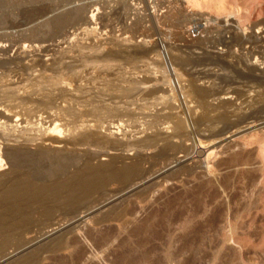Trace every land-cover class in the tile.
Returning <instances> with one entry per match:
<instances>
[{"label": "bare ground", "instance_id": "bare-ground-1", "mask_svg": "<svg viewBox=\"0 0 264 264\" xmlns=\"http://www.w3.org/2000/svg\"><path fill=\"white\" fill-rule=\"evenodd\" d=\"M187 1L193 5L202 6L204 3H213L216 0ZM75 10H77V8ZM75 10H70V15L76 18V14L74 13L76 12ZM79 14L80 13H77V15ZM1 15L3 16L4 14ZM68 15L65 16L68 18ZM59 16L61 17L59 18L57 16V18L55 16V19L50 18L51 20L48 19L47 21L45 19L39 24L37 21L36 25L42 24L41 28L48 27L51 28L50 30L53 32L61 33L66 25V20L68 21L69 19H66V17L62 15ZM72 16H70L71 19H73ZM3 17L1 18L0 16V27L4 26L3 28L6 30L5 26H7L9 30V26H12L10 27V29L12 28L11 31L14 32V35L16 32H19L20 39L17 42L15 41L19 44V47H17L14 55H10L9 53L13 48L11 45L2 46L0 44V78H7L6 84L0 85V168L8 164L7 168L0 170V207L6 205L4 209H0V221L3 220L0 222L1 229H5L7 233H10V230L15 229L16 226L19 225H29L30 227L32 225L35 227L45 225L44 227H39V230L37 229L35 231L36 234H34V236L42 237L48 234L50 235V233L58 229L59 226L64 225L67 220H63V216L58 219L54 216L52 217L56 208H62L64 213L67 212L71 215L70 219L72 220L77 219L86 221L90 219L88 216L93 212L92 209L94 206H92V204L96 201L94 202L95 198L91 200V197L96 192L97 194L98 192L105 194L106 198L103 200L100 199L101 202H99L103 204V207H109L106 209V212L107 210L108 212L104 215L102 214L103 217L99 219L98 222H122V220L124 222V216L125 213H128V210L125 208L119 211L121 202L117 200L120 197L129 193V196L134 194L136 197H144L145 199L149 197L153 189L155 190L156 187L160 185V181L162 182L164 180L166 184L168 180L180 179L182 181V175L186 173L193 174V170L190 168L191 166L189 167L188 163L185 162L189 160V156L187 153L183 154L184 152L190 148L193 151L195 150L193 156L191 153L190 155L195 159L199 158L203 164L209 165L211 164L212 158L218 156L219 153L221 155L223 150H225L222 149L221 151L223 144L222 146L219 144L225 140L236 143L230 146V149L238 145L241 141L245 143L246 149H241V151L238 152L233 151L235 153L226 161L225 165L227 166V164H230V167L233 168L246 165L247 167L244 166L246 169L244 168L245 171L243 173V176L246 178L244 182L246 183L244 186L242 185V188L244 189L245 187V190L248 191L250 205L256 203L254 199L256 195L260 196L259 200L262 199L261 201H264V70L260 69L258 66L262 73L257 74L259 73L257 72L247 75L244 72L233 71L232 69L235 70V67L233 68L231 65L246 62L249 70H259L256 68L257 65L255 64L256 62L258 64V61H253L254 65L248 57L249 55L237 56L236 53H240L241 51L236 52V50L233 51L232 49L237 45L245 49L246 44L248 49H251L250 51L255 53L260 51L261 48L263 49V27H259L258 31H255L258 28L252 30V32L248 31L250 34L253 32H258L259 34L256 35L255 33L253 34L254 36L250 38L247 36L248 39H246L245 34H249L245 33L244 37V32H242L243 30L240 29L239 25L234 26L231 24L230 27L233 31L228 30L227 32L230 33L231 31L233 34L231 35L232 38L226 43L228 47L226 48V46H224L226 48L224 49V47L221 48V46H219L220 49L216 51L212 50L214 46L212 47L209 44L213 43L217 46L215 43L220 42L221 37L218 39L216 38V40L202 37L196 38V40L185 39L188 44H183L180 47V52L182 54L177 53V55L179 54L181 56L177 57L172 54L170 55V57L172 56L175 58L171 61L172 66H169V69L165 64V66H161V68L159 67V69L156 70L157 72L160 71L158 74L157 72L156 74H144L141 79L137 77L140 76V74H137V76L134 75L137 77L135 78L132 74L130 75L133 77L125 76L123 73L124 75L121 74L123 75L121 77L122 79L120 80L118 78L120 81L112 79L114 82L111 81L112 84L110 86H112V88L110 90L113 92L111 91L112 93L108 94L107 91L105 95L100 94L101 96L99 97L101 98L99 100L97 97L96 99L99 100L97 101L94 99V96H96L100 89L98 90L95 83L93 85L89 80V83L86 82L82 84L85 81H80L79 78L82 79L83 77V69L81 70L79 67L78 68L81 70V77H79L80 74L79 76L77 75V71L78 73L80 72L78 68L76 70L75 66L81 63L80 65L83 67L82 64L85 63L84 60L86 59L83 58L84 60L81 62L82 60L79 59L78 61V59L76 60L73 58L75 54L70 55L73 50L79 51V54H87L91 51V48H88L89 46L84 47L79 42L82 46L75 47L71 46L73 41H68L70 45H64L61 54L59 53L58 56L53 55V58L57 59L56 63L58 58L60 59V57L63 56L61 57L63 59L59 60L61 63H57L59 66L60 64L61 66L63 65V71L61 68H58L56 64L58 68L56 69L63 73H61V75L52 74L51 76L54 77L48 79L47 77L49 74H47L46 77V72L43 73L41 70L44 69L43 66H40L41 73H43L42 75L39 73L38 67L41 61L51 56L46 57L45 52L43 55L36 54V56L29 57L32 53H25V50H31V45L34 44L35 41L34 38L41 30L37 27L40 26H35L37 29H40L38 31L36 28L32 31L28 28L30 33H26L28 29H21L15 32L13 26H21L22 23L20 25L14 23V25L10 20L11 18L6 19L7 15L5 18ZM181 23L182 21L177 25L178 28H183L184 25H181ZM86 26L87 25H85V27ZM97 27L96 23L91 26V32L96 30ZM186 27V29L189 28L187 25ZM86 29L88 31V28ZM260 29L262 30V34L260 33ZM175 30V34L178 36V34L181 33V29ZM172 31L174 32V30ZM41 32H43V34ZM41 32L40 34L43 36L46 34L44 30H41ZM89 32L90 31H88V34ZM184 32L187 31L185 30ZM2 33L0 34L3 35L4 33ZM7 33L6 31L5 34ZM72 33L76 34L77 32ZM180 35L177 38H179ZM18 36L15 37L16 40ZM225 36L223 38H226ZM12 37L13 36H11V38ZM225 40L224 42H226ZM37 42L39 43V41ZM224 42L221 43L223 44ZM92 45L94 44H91V46ZM169 47L162 45V53L166 55V49ZM145 49V52H147V48ZM174 49L176 50V48ZM118 51H115V55ZM120 51L122 54L123 51ZM21 52L25 53L24 59H20L19 56L15 55ZM106 52L104 50H100L99 52L95 51L92 57L96 62L98 60L106 62L102 65H106L108 69L118 68L122 70L124 65H120L122 68H120V66L118 67V65L114 67L111 63L115 59L109 58V54L111 53ZM196 53H201L200 56L202 53H215L216 55L215 59H217L216 61L213 59V61L218 64L215 66V68L218 69H216L211 76H208L213 77L214 75L215 81L209 82L210 84L208 85H206L207 80H200L201 75H205V71L201 73L203 65L200 66V59L196 57L198 55L193 58L192 56H188ZM55 55H57V53H55ZM107 55L109 56L107 57ZM119 55L120 54L117 56ZM159 55L160 54H158V56ZM88 56L91 57V53ZM209 56L210 54L208 57ZM165 58L167 57L165 56ZM202 58H204V56ZM32 59H35V61H31L30 63L29 60ZM76 61L79 63L76 64ZM197 61L198 64H196ZM47 62H49V59ZM86 62L90 61L88 60ZM97 64H99V61ZM167 64L169 65L168 62ZM202 64H204L206 68L205 63ZM43 65L47 66L45 64ZM51 65L54 64L52 63ZM88 65L89 64H87V66ZM102 65H98L99 68ZM210 65L211 67L209 65L207 67L212 68L211 63ZM51 67L52 66L48 68L51 69ZM4 68H6V70H3ZM52 68L55 69V66ZM93 68L95 67L93 66ZM73 70L75 73L72 72ZM104 70L105 69H103V71ZM148 70H150V68ZM20 73L27 74L28 76L32 74L33 77L31 78H33V80L37 78L38 73L41 77L38 75L39 80L36 81L38 84L35 86V83H32V87L26 83L30 82V79L29 81L25 80L26 85L24 86L29 85V87L33 89L31 90L33 94L26 95V92H23L25 95L21 94L20 96L18 92L17 94H19L20 97L14 100V95H16L15 91L18 88H15L14 84H16L15 82L18 79L16 77ZM86 73H88V71H86ZM188 73H190L193 78L186 82L189 78ZM207 73H209L208 69ZM207 75L208 74H206V76ZM208 77L206 78L208 79ZM33 80L31 81L35 82V80ZM164 83L165 85H169L166 90L163 88ZM107 84L109 85L110 83L107 82ZM19 85L17 83L16 86ZM74 85L78 86L75 88ZM102 87L101 89H103ZM68 97L71 99V102L74 100L73 102H79L80 106L82 105L81 102L85 103V105L81 106L82 108L80 109L75 108L77 104L76 106L74 105L75 107L73 105L61 106L60 99ZM235 98H241L239 100H243L242 105L241 103L239 104L242 108L236 105L232 110H229L228 108L236 103L233 100ZM162 112H165V114ZM184 131H187V133H184ZM179 133L185 135V141L192 140V143H187L189 146H185L183 143L177 144L179 142L176 143V141H172V137L176 134L179 135ZM219 138H221L222 141L219 142ZM224 147L226 148V146ZM155 155L159 157L155 158ZM186 156L188 159H184ZM49 158L53 159V163L57 162L60 164L57 170H53L55 168H50V171L46 172V170L51 167V165H48L46 162ZM175 163L176 165L171 166ZM201 166L203 167V165ZM112 184H116L119 188L117 190L109 188ZM259 185H261V188H258ZM161 186L164 185L162 184ZM119 193L123 194L118 196ZM237 196L238 195H236V197ZM11 200L14 201L11 202ZM262 205L263 204H261V206ZM16 208L21 210L15 213ZM96 219L97 217L95 218V222H97ZM124 224L125 223H123V225ZM67 232H69V230ZM65 243L66 234L62 233L55 237L51 243L35 251L34 254L38 256L40 251L50 252L63 249ZM11 247L12 246H9L8 240L3 241L0 245L1 257H7L11 253L9 251ZM34 254L31 257L35 256ZM28 264L41 263L36 261Z\"/></svg>", "mask_w": 264, "mask_h": 264}, {"label": "rangeland", "instance_id": "rangeland-1", "mask_svg": "<svg viewBox=\"0 0 264 264\" xmlns=\"http://www.w3.org/2000/svg\"><path fill=\"white\" fill-rule=\"evenodd\" d=\"M79 7L81 8V10ZM76 8L78 12L77 10H75ZM70 10L76 11L74 12L76 14V18L70 15ZM77 13H80V17L79 15H77ZM1 14H4L3 16L5 17L7 15L6 19L11 18L10 20L13 24L15 23L17 25H20L22 23L21 26H13V30L15 32L21 29L28 28L32 31L34 30V28H36L35 26H40L37 28H40L42 31L44 30L46 32V34L44 33L45 35L43 36L40 34L41 30L36 28L37 31L40 30L38 34H36L38 36H36L38 39L36 37L34 38V44H36H32L30 48L31 50H25V53H32V55H30L29 57H33L34 55L36 56V54L43 55L45 52L46 57L51 56L48 57L50 63L47 62L48 59H46L41 61L38 67L39 73H41L42 70L43 73L46 72V77L47 74H49L47 77L48 79L54 77L51 76L52 74L61 75V73H63L57 70L58 68H61V70L62 68H64L63 65L61 66L60 64V67L59 64H57L58 62L61 63V61L59 60H62L63 58L61 57L63 56H61L60 59L58 58L57 63V59L53 57L58 56L59 53L61 54L64 45H70L69 42L73 41L71 46H89L88 48H91V51L88 52L89 54H79V51L73 50L70 55L75 54L73 58L76 60L78 59V61L80 59L82 60L81 62H83V58L86 59L84 60L85 63L82 64L83 67L78 61L75 62L76 64L79 63L75 67L76 70L78 67L81 70L83 69L82 79L84 80L79 78L80 81H85L82 84H85L86 82H92L93 85L95 83L98 90L100 89L96 96H94V99L98 97L97 99L99 100L101 98L99 96L105 95L107 93L110 94L113 92L112 90H110L112 88V86L110 85L112 84V82H114L112 81V79L118 80L119 78L121 80V77L124 74L125 76L131 77L140 74V76L137 77L141 79L143 78L142 76H144V74H156V70H158L159 67L161 68V66H165V64L169 69V66H172L171 61L175 58H173L172 56L170 57V55L172 54L173 56L180 57V47L183 44H188L186 41L187 39L196 40V38L202 37L216 40V38L218 39L221 37L220 42L215 43L217 44V46L213 43L209 44L212 47L214 46L212 50L216 51L217 49H220L219 46H221V48H223L224 46H226V48L228 47L226 43L227 41H229V39L232 38L231 35L233 34V32L231 31L230 33L227 32L228 30L233 31V29H231L230 27L231 24L234 26L239 25L240 29L243 30L242 32H244L243 36L245 33H248V31L252 32V30H255L257 28L258 29L255 31H258L259 27H263L262 29L264 30V0H216L213 3H204L202 6L193 5L187 0H0V16L2 18L3 16ZM59 15H68V18L67 16L65 17L66 19H69L68 21L66 20V25L63 29V32L61 33L53 32L50 30L51 28L48 27L41 28L42 24L38 25L45 19L47 21L48 19H55L57 16L60 18L61 16ZM70 16H72L73 19H71ZM180 21H182L181 25H184L183 28L177 27ZM36 22L38 23L37 25ZM95 23L98 27L96 30L91 32V26H93ZM85 25L87 26L85 27ZM186 25L189 28L197 26L198 30H196L195 35L189 34V28L186 29ZM3 27H0V33H4L5 29ZM10 27L12 26H9L8 30L7 26H5V33L6 31L8 32L7 34L9 38L5 33H2L3 35L0 34V44L2 46L11 45V47L13 48L9 53L10 55H14L17 47H19V44H17L16 42L20 39V35L18 34L19 32L15 33L16 36L19 35L16 40V36L14 35V32L11 31L12 28L10 29ZM86 28H88V31H90L89 34ZM171 28L172 30H174V32L171 30ZM29 29L26 33H30ZM175 29H181V35L178 34V36H182L181 38H177L178 36L177 34H175ZM184 29L187 32H184ZM72 32H77L78 34H73ZM261 32L262 30L260 31V33ZM41 33L43 34V32ZM255 33L256 35L259 34L258 32H253L252 34L248 33L249 35L245 34L246 37H244L248 39L247 36L250 38L251 36H254L253 34ZM11 36L13 37L11 38ZM224 36L226 38H223ZM45 37H47L48 39ZM224 40L226 42H224ZM37 41H39L40 44ZM79 42L82 45H80ZM221 42H224V45ZM91 44L94 45L91 46ZM162 45H166L167 47L170 46L168 49H166V55L162 53ZM145 48H147V52H145ZM174 48H176V50ZM226 48L224 47V49ZM94 50L96 52H99L100 50H104L106 52L107 50L106 53L109 52L112 54H109L110 56L107 55V57L109 56V58H114L115 60H113L115 62L119 60L116 62V65L115 62L111 60V64H113L114 67H117V65L118 67L120 65H124V68L120 66L122 70L118 68L108 69L106 65H102L106 62L101 60H98L99 64H97L98 61L96 62V60L92 57L95 52ZM120 50L123 51L122 54L120 53ZM232 50H236V52L241 51L240 53H236L237 56L249 55L248 57L250 58L251 62L258 61V64L257 62L255 63L257 65L256 68H258L259 66L260 69L264 70V60H262L264 59V48H261V52L258 51L255 53L250 51L251 49L249 50L246 44L245 49L242 48V46L237 45L236 47H233ZM115 51H118L116 55ZM173 52L175 55L173 54ZM25 53L21 52L18 54L16 53L15 55L19 56L20 59H24ZM55 53H57V55H55ZM90 53L91 57L88 56L90 55ZM177 53L179 54L177 55ZM118 54L120 55L117 56ZM158 54L160 55L158 56ZM200 54L201 53H196L194 55L188 56H192V58L196 55L199 56L196 57L200 59V61L198 60L199 63H201L200 66L203 65L201 73L205 71V75H201L200 80H207L206 85H208L210 84L209 82L215 81L214 75V79L213 77L208 76H211L212 73L216 69H218L215 68L217 63L214 62L217 58L215 59V53H209V57L208 53H202L204 58H202L203 56H200ZM165 56L167 58H165ZM88 60L92 64L90 62H86ZM29 61L31 63V61L34 62L35 59ZM198 61L196 62V64H198ZM167 62L169 63V65L167 64ZM52 63L54 65H51ZM202 63H205L206 68ZM210 63L212 64V68L214 67L215 69L210 68ZM43 64L47 66H44ZM56 64L58 68L56 67ZM87 64L89 65L87 66ZM100 64L104 68L102 66H100L99 68L98 65ZM145 65L149 67H146ZM208 65L210 66L209 68L207 67ZM231 65L233 68L235 67V70L232 69L235 72H244L247 75H251L253 73L255 74L257 72H259L257 74L262 73L260 72L259 68V70L256 71L249 70L246 62ZM40 66H43L45 70H40ZM50 66H55V69H53L52 67L51 69H49ZM93 66L95 68H93ZM79 68L78 70L80 72L81 70ZM102 68L105 70L103 71ZM149 68L150 70H148ZM207 69L209 73H207ZM3 70H6V68H4ZM74 70L72 71L73 73H75ZM86 71H88V73H86ZM39 73L38 75L39 77H41L43 73H41V75ZM20 74H18V76L16 77L18 79L15 82L16 84H14V87H18L17 90H19L15 91L16 95H14V100L15 98L17 99L18 97H20L23 92H26V95H32L33 91L31 90L33 89L30 88L29 85L32 87L35 83L36 86L38 84L36 81L39 80L38 75L36 79L34 78L35 82H32V74H30V76L24 73ZM130 74H132L133 76ZM206 74L208 75L206 76ZM25 75H27L28 77ZM77 75L81 77V72L78 73L77 71ZM136 76L134 77L137 78ZM188 76L189 78L186 80V82L193 78L190 73H188ZM206 77L210 79L208 80ZM21 78L24 80H22ZM6 79L7 78L5 77L0 78V85H5ZM29 79L30 82L25 81H29ZM25 82L29 85L24 86L26 85ZM107 82L110 84L108 85ZM17 83L18 85H20L16 86ZM77 86L78 85H74L75 88ZM101 87L103 89H101ZM167 87H169V85H165L164 83L163 88L166 90ZM18 92L20 96L19 94H17ZM235 99L233 100L236 103L233 106L229 107V110H232L236 105H239L240 103L242 105L243 100H239L241 98ZM63 100L66 102H64ZM60 101L59 102L61 106H76L77 104L78 107H74L79 109L82 108L81 106L85 105V103L81 102L82 105L80 106V103L77 101H75L77 102L75 103L73 102L74 100L71 102V99L69 97L62 98L60 99ZM241 105L237 107L242 108ZM163 114H165V112ZM185 132L187 133V131H184V133ZM183 135V133H179V135L176 134L174 137H172V141L174 140V142L176 141V143L179 142L177 144L183 143L185 146H189V144L192 143V140L185 141V135L184 137ZM218 141H222L221 138H219ZM223 142L219 143L221 146L223 144V146L221 147V151L222 149H225L223 150V153L221 152L223 155H220L219 153L218 156L212 158L210 162L211 164H209L210 167L209 165L203 164L199 158L195 159L194 157H192L195 153V150L193 151L190 148L183 154L187 153V155L189 156V160L185 162L188 163L189 167L191 166L190 168H192L193 170L192 175L190 173H186L181 176L182 181L180 179H174L172 181L168 180L169 182L167 181V184L164 180L162 182L160 181V185H158L155 190L153 189L154 191L152 190L153 193L151 191V197L149 195V197L145 198L146 200L144 199V197H136L134 194L129 196V193L120 197L117 200L121 202L119 211L125 208L128 210H126L128 213H125L126 217L124 216V220L127 222H123V220L122 222H98V220L108 212V210L106 212V209H108L109 207H103V204L100 203V199L103 200L104 198H106L105 194H102L100 192H98L97 194L96 192L91 197V200L95 198L94 202H96L92 204V206L96 207H93L92 209L93 214L91 213L88 216L90 217V219L86 221L77 219L72 220L70 219V214H68L67 212L64 213L62 208H56L52 217L54 216L58 219L63 216L64 218L62 219L67 220L64 225H57L59 226V228L51 232L50 235L48 234L42 237L34 236V234H36L35 231L37 229L39 230V227L41 228L45 225L36 227L34 225H32L31 227L29 225H19L16 226L15 229L10 230V233H7L5 229L0 228V245L3 243V241L8 240L9 246H12L9 249L11 253L7 257L3 258L0 255V264H28L36 261L40 262L41 264H264V203H261L264 201H261L262 199L259 200L260 196L256 195L254 196L256 203L254 205H250L248 191L245 190V187L244 189L242 188L246 183L244 182L246 181V178L245 176H243V173L246 169L245 167H247L246 165L238 166L236 168L230 167V164H227V166L225 165L226 161H228L236 151L238 152L241 151V149H246V145L242 141H236L239 142L238 145L233 146V148L230 149V146L236 143L229 142L228 140H225ZM224 146H226V148ZM191 150L193 151V153ZM231 151L235 152L232 153ZM153 152L157 153L156 151ZM190 153L192 154V156L190 155ZM158 157L159 156L157 155L155 158ZM184 159H188V157L186 156V158ZM52 160V158L46 160L47 164L51 165V167H49L46 172H49L50 168H55L53 170H57L60 167L59 163H53ZM200 164L203 165V167ZM174 165H176V163L172 164L171 166ZM7 167L8 164H5L0 168V170H4ZM239 174L242 176H240ZM237 175L239 176L236 177ZM161 183L164 186H161ZM112 185L109 188L113 190H117L119 188V186H117L116 184ZM258 188H261V185H259ZM123 193H119L118 196H121ZM236 195L238 196L236 197ZM140 199L143 201H141ZM13 201L14 200H11V202ZM261 204L263 205L261 206ZM5 206L6 205H2L0 209H4ZM20 210L21 209L16 208L15 213H18ZM96 217L98 223L95 222ZM123 223L125 224L123 225ZM67 229L69 230V232H67ZM62 233L66 234V243L63 249L50 252L40 251L38 256L34 254L35 251L51 243L55 237L61 235ZM33 254L36 257H31Z\"/></svg>", "mask_w": 264, "mask_h": 264}, {"label": "built area", "instance_id": "built-area-1", "mask_svg": "<svg viewBox=\"0 0 264 264\" xmlns=\"http://www.w3.org/2000/svg\"><path fill=\"white\" fill-rule=\"evenodd\" d=\"M196 30H198L197 29V26L196 27H190V29H189V33L191 34V35H195V33H196Z\"/></svg>", "mask_w": 264, "mask_h": 264}]
</instances>
